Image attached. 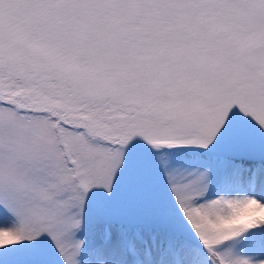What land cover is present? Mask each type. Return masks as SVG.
I'll list each match as a JSON object with an SVG mask.
<instances>
[{
  "label": "snow or ice",
  "instance_id": "obj_1",
  "mask_svg": "<svg viewBox=\"0 0 264 264\" xmlns=\"http://www.w3.org/2000/svg\"><path fill=\"white\" fill-rule=\"evenodd\" d=\"M0 264H264V0H0Z\"/></svg>",
  "mask_w": 264,
  "mask_h": 264
}]
</instances>
